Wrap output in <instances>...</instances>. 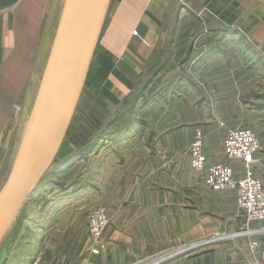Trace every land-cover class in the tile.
I'll use <instances>...</instances> for the list:
<instances>
[{
    "label": "crops",
    "instance_id": "crops-1",
    "mask_svg": "<svg viewBox=\"0 0 264 264\" xmlns=\"http://www.w3.org/2000/svg\"><path fill=\"white\" fill-rule=\"evenodd\" d=\"M51 1L0 0V130L31 74ZM96 49L89 71L92 66L94 74L104 75L89 84L86 78L84 88L94 87L107 98L103 106L119 110L134 103L135 91L158 73L165 89L174 84V89L182 93L174 96L173 102L190 107V134L201 131L209 162L212 154L215 162L222 159L223 139L227 130L241 125L240 116L254 126L262 125L261 104L243 107L247 86L240 73L251 68L236 64L234 58L242 61L243 53L252 55L260 61L257 68L262 70L264 0H185L184 4L175 0H117ZM97 57L108 59L111 69L105 70ZM205 101L206 115L196 118L195 112ZM175 116L176 120L181 117ZM260 142L257 154L261 152L264 157V141ZM121 148L127 149L126 153L136 152L133 143ZM257 154L256 168L261 167L264 182V159ZM239 164H231L236 174ZM141 167L142 174L135 183L142 189L132 192L117 208L126 222L120 224L118 220L107 227L96 256L90 254L92 244L85 242L77 264H150L156 259L159 263L155 264H255L259 260L250 239L190 252V244L221 226L216 223L221 221L214 217V210L231 211L236 208L235 198L206 193L199 202L195 193L162 191L158 187L152 191L151 184H160L161 177L150 175V156L142 159ZM237 214L235 218L241 221L242 214ZM255 241L264 248L262 236H256Z\"/></svg>",
    "mask_w": 264,
    "mask_h": 264
},
{
    "label": "rangeland",
    "instance_id": "rangeland-1",
    "mask_svg": "<svg viewBox=\"0 0 264 264\" xmlns=\"http://www.w3.org/2000/svg\"><path fill=\"white\" fill-rule=\"evenodd\" d=\"M242 56V61L234 58V62H241L245 69L248 65L249 69L251 68L246 71L243 69L240 73L242 81H246L244 85L247 86L242 96L243 107L249 109L255 104H261L262 125L254 126L248 118L240 116L241 125L237 124L235 128L227 130L222 142V159L216 162L213 154L210 155L212 162L207 160L209 153L207 154L201 131L190 134V107L173 102L174 96H180L182 93L174 89V84L165 89L158 73H155L144 87L135 91L134 103L119 110L107 104L103 106L107 98L94 87L84 88L53 164L24 205L23 221L13 238L5 264H77L79 257L84 253L85 242L92 244L91 226L104 229L99 239L90 247V254L91 249L95 248L98 255L102 245L99 242L104 239L107 227L118 220L120 224L126 222L124 216H119L117 208L119 204H125L126 198H129L132 192L142 189V185L135 183V178L139 173L142 174V159L147 156H150L152 161L150 175L161 177L160 184H151L152 191L158 187L162 191L195 193L199 194V202L206 193L229 194L235 198L236 208L228 210L229 213L227 210H214V217L221 221L216 223L221 226H216L214 233L190 244V252L199 253L217 247H227L232 242L242 239L248 242L250 239L257 245L253 251L259 254V260L255 264H260L262 249L260 241L256 242L255 238L262 236L264 239V234L258 233L264 229V219L248 220L246 212L237 205L234 190L214 191L205 182V170L210 166L221 165L229 169L232 182L252 178L260 181L264 188V182L260 178L261 167L256 168V154L261 148V139L264 141V66L259 70L257 65L260 61L255 60L256 57H250L246 53ZM206 110L205 101L202 109L195 112L196 118L205 116ZM25 114L23 108L20 122H10L9 148L18 135ZM179 114L181 117L176 120L175 115ZM234 130L250 131L258 140V149L249 163L240 159H229L224 154L226 136ZM161 133L170 134L165 137L161 136ZM196 138L201 143L200 151L205 159V168L201 172L193 170L190 164V148ZM130 143L136 145V152L126 153L127 149L121 148L122 145ZM117 145L120 152L117 151ZM138 145L144 148L137 149ZM260 153L257 158L264 159ZM233 162L240 163L239 174L233 170ZM3 164L4 161L1 166ZM237 212L243 215H240L241 221L235 218ZM253 231L256 233L253 234ZM182 250L187 253V249ZM155 263H159L157 259L150 264Z\"/></svg>",
    "mask_w": 264,
    "mask_h": 264
},
{
    "label": "water",
    "instance_id": "water-1",
    "mask_svg": "<svg viewBox=\"0 0 264 264\" xmlns=\"http://www.w3.org/2000/svg\"><path fill=\"white\" fill-rule=\"evenodd\" d=\"M111 5L112 0L51 1L31 74L0 130V264L7 261L27 199L60 150ZM23 108L9 148L10 122H20Z\"/></svg>",
    "mask_w": 264,
    "mask_h": 264
},
{
    "label": "built area",
    "instance_id": "built-area-1",
    "mask_svg": "<svg viewBox=\"0 0 264 264\" xmlns=\"http://www.w3.org/2000/svg\"><path fill=\"white\" fill-rule=\"evenodd\" d=\"M179 4H184L185 0H175ZM200 141L196 138L190 148L191 168L201 172L205 168V159L200 151ZM258 149V140L253 133L247 130H234L228 132L223 150L229 159H240L246 163L250 162L253 153ZM205 182L214 191L234 190L237 195V205L247 214L248 220L260 221L264 219V188L260 181L255 179L240 180L234 183L230 180V171L221 165L210 166L206 170ZM104 229L100 226L90 227V237L94 244L101 236ZM255 234L256 231H253ZM264 234V229L258 231ZM257 245H251L255 249ZM91 254L97 255L95 248L91 249ZM260 264H264V249L260 250Z\"/></svg>",
    "mask_w": 264,
    "mask_h": 264
},
{
    "label": "trees",
    "instance_id": "trees-1",
    "mask_svg": "<svg viewBox=\"0 0 264 264\" xmlns=\"http://www.w3.org/2000/svg\"><path fill=\"white\" fill-rule=\"evenodd\" d=\"M115 2H117V0H112V5L115 3ZM111 5V6H112ZM111 9V8H110ZM96 52H97V49H96ZM96 52H95V55H96ZM98 56H100V55H98ZM96 57V56H95ZM98 58V57H97ZM96 58V60L102 65V67H104V69L105 70H110L111 69V64H110V62H109V60L107 59H105V60H102L101 58L99 59H97ZM106 72V71H105ZM104 75V72H102V74H101V76L99 77V76H97L96 74H94L93 72H92V66H91V70L89 71V74H88V77H87V83L89 84V83H94L95 82V80H97V79H99V80H101L102 78V76ZM97 82H98V80H97ZM95 84H97V83H95ZM1 183H2V181L0 182V185H1Z\"/></svg>",
    "mask_w": 264,
    "mask_h": 264
},
{
    "label": "bare ground",
    "instance_id": "bare-ground-1",
    "mask_svg": "<svg viewBox=\"0 0 264 264\" xmlns=\"http://www.w3.org/2000/svg\"><path fill=\"white\" fill-rule=\"evenodd\" d=\"M35 75H37V71H35ZM28 103L30 102V97H28ZM150 109V108H149ZM88 154V153H87ZM7 174H8V172L6 173V175H5V178H7ZM2 179H0V181H1ZM3 182H4V180L2 181V183H1V185H0V189H1V186H2V184H3ZM69 193V192H68ZM48 219V218H47ZM252 232V231H251ZM209 242V241H208ZM16 245V244H15ZM19 245V244H18ZM18 247V246H17ZM11 257V256H10Z\"/></svg>",
    "mask_w": 264,
    "mask_h": 264
}]
</instances>
